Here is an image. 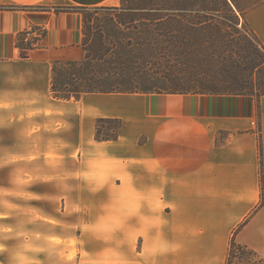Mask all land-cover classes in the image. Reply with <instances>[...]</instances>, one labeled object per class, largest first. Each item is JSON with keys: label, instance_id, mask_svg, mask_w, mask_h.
I'll use <instances>...</instances> for the list:
<instances>
[{"label": "crops", "instance_id": "1", "mask_svg": "<svg viewBox=\"0 0 264 264\" xmlns=\"http://www.w3.org/2000/svg\"><path fill=\"white\" fill-rule=\"evenodd\" d=\"M118 5L0 0V264H225L232 237L264 264V96L53 95L84 58L82 14L54 9ZM245 20L264 49V1Z\"/></svg>", "mask_w": 264, "mask_h": 264}, {"label": "rangeland", "instance_id": "2", "mask_svg": "<svg viewBox=\"0 0 264 264\" xmlns=\"http://www.w3.org/2000/svg\"><path fill=\"white\" fill-rule=\"evenodd\" d=\"M82 16L84 36L81 48L84 57L89 59L53 63L52 83L61 91H246L242 77L250 73L256 80L264 77L263 70L246 64L247 59H258L263 54L260 48L259 55L256 54L253 47L245 42L243 35L246 32L241 25L237 26L240 33L233 34L239 43L237 47L205 64L200 58H185L181 53L165 49L166 44H162L156 32L139 22L127 27L119 26L113 11L89 9ZM117 128L116 122L104 121L99 125L98 137H114ZM230 264L239 262L233 258Z\"/></svg>", "mask_w": 264, "mask_h": 264}, {"label": "trees", "instance_id": "3", "mask_svg": "<svg viewBox=\"0 0 264 264\" xmlns=\"http://www.w3.org/2000/svg\"><path fill=\"white\" fill-rule=\"evenodd\" d=\"M258 0H119L121 7L107 8H56V12L75 11L83 13L89 9L94 11L105 9L115 12V22L121 27L141 23L143 26L154 30L161 39L164 47L169 51L181 53L185 58L197 57L205 64L211 63L215 56L223 55L225 51H233L238 41L233 34L238 35L241 25L246 32L245 42L253 47L259 55L261 49L263 55L258 59L249 58L246 64L252 68H259L264 71V49L256 35L253 33L245 20V14L255 5L263 2ZM127 14V15H124ZM157 39V38H155ZM238 43V44H237ZM150 44V43H149ZM163 48V47H162ZM161 49V48H160ZM85 59L89 57L85 56ZM246 84V91L218 92L207 90L202 92H185V90H172L165 94H211V95H248L258 100L264 96V77L254 79L252 73L242 77ZM53 95L60 99L77 98L83 93L102 92L95 90L86 91H61L56 89L52 83ZM115 92V91H110ZM120 92V91H119ZM63 93V96L61 94ZM149 93V92H143ZM72 94V95H71ZM109 120H98L96 123V139L98 141L115 140L114 137H98L100 123ZM116 122L119 126V123ZM235 258L239 264H263L257 254L235 242L234 237L229 242L228 255L225 264H230Z\"/></svg>", "mask_w": 264, "mask_h": 264}, {"label": "built area", "instance_id": "4", "mask_svg": "<svg viewBox=\"0 0 264 264\" xmlns=\"http://www.w3.org/2000/svg\"><path fill=\"white\" fill-rule=\"evenodd\" d=\"M34 9L38 10L39 8H34ZM42 34H43V30H41V29H39L37 27L29 26L27 28V30L24 32V41H25L26 44L31 43L33 38H37V37H39Z\"/></svg>", "mask_w": 264, "mask_h": 264}]
</instances>
